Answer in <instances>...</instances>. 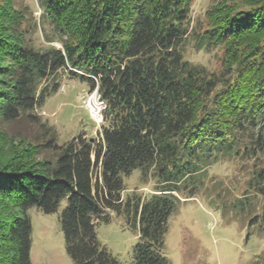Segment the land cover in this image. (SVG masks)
I'll return each mask as SVG.
<instances>
[{"label": "trees", "instance_id": "1", "mask_svg": "<svg viewBox=\"0 0 264 264\" xmlns=\"http://www.w3.org/2000/svg\"><path fill=\"white\" fill-rule=\"evenodd\" d=\"M40 0L63 48L25 39L26 15L0 0V264H32L36 207L60 216L75 264H121L96 227L112 215L138 232L131 264H170L165 234L183 181L226 158L252 162L249 192L264 197V0ZM219 50V68L186 60ZM65 71L106 104L101 139L38 143L8 127L39 120ZM155 181L148 198L124 197V177Z\"/></svg>", "mask_w": 264, "mask_h": 264}, {"label": "rangeland", "instance_id": "2", "mask_svg": "<svg viewBox=\"0 0 264 264\" xmlns=\"http://www.w3.org/2000/svg\"><path fill=\"white\" fill-rule=\"evenodd\" d=\"M214 0H195L192 19H203ZM26 15L25 39L33 48L46 51L63 48L50 20L44 16L40 0H14ZM219 50L196 51L188 41L185 58L209 69L219 68ZM53 92L37 110L36 122L22 119L8 127L11 135H21L38 143L49 139L53 131L59 145L84 135L97 144L105 124L96 120L89 108L94 91L88 82L61 71L50 86ZM98 102H101L99 100ZM252 162L226 158L187 177L178 193L165 234V257L170 264H264V197L249 192ZM124 197L152 195L155 181L143 178L140 169L125 176ZM64 199L57 212L28 210L32 224V264H75L67 252L60 216L67 206ZM99 242L121 264L134 260L138 232L125 219L112 215L109 222L96 227Z\"/></svg>", "mask_w": 264, "mask_h": 264}, {"label": "built area", "instance_id": "3", "mask_svg": "<svg viewBox=\"0 0 264 264\" xmlns=\"http://www.w3.org/2000/svg\"><path fill=\"white\" fill-rule=\"evenodd\" d=\"M93 95H94L93 100L91 98V100H89V102H88L89 108H90V111H91L93 116H94L93 112L97 111V114L99 116H94V117H95V119L97 118L98 121H101L103 118V112L106 109V104L102 101L101 96L98 92V89H96L94 91ZM99 100H101V102H98Z\"/></svg>", "mask_w": 264, "mask_h": 264}, {"label": "bare ground", "instance_id": "4", "mask_svg": "<svg viewBox=\"0 0 264 264\" xmlns=\"http://www.w3.org/2000/svg\"><path fill=\"white\" fill-rule=\"evenodd\" d=\"M93 114H94V116H99V115L97 114V111H94Z\"/></svg>", "mask_w": 264, "mask_h": 264}, {"label": "water", "instance_id": "5", "mask_svg": "<svg viewBox=\"0 0 264 264\" xmlns=\"http://www.w3.org/2000/svg\"><path fill=\"white\" fill-rule=\"evenodd\" d=\"M93 140L91 139V142H92Z\"/></svg>", "mask_w": 264, "mask_h": 264}]
</instances>
